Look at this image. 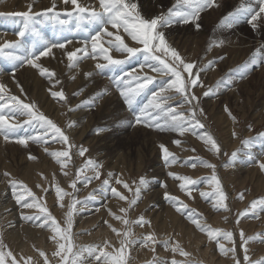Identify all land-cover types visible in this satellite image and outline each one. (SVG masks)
<instances>
[{
    "label": "snow or ice",
    "instance_id": "1",
    "mask_svg": "<svg viewBox=\"0 0 264 264\" xmlns=\"http://www.w3.org/2000/svg\"><path fill=\"white\" fill-rule=\"evenodd\" d=\"M62 3L71 5V8L58 11L56 2L53 0L50 7L39 12L32 10L33 4H28L25 11L0 13V19L16 20L19 18L20 20L21 26L15 32L18 38L4 40L0 43V59L12 65L11 76L22 95L24 89L16 80L15 71L17 68L27 66L37 70L41 77L50 82L48 92L51 98L68 105V97L55 70L42 63V58H55L54 49L61 50V55L66 60L69 70L78 69L82 61L90 59L95 62L94 68L99 73L114 72L117 68L123 69V66L133 57L142 55L143 62L138 66L139 71L133 69L125 72L124 75L112 78L120 97L132 112L135 123L143 124L159 132L177 134L178 138L171 141L177 147H182V138L191 134L202 142L206 151L211 153L215 159L220 160L227 157L222 166L235 165L239 150L230 154L225 152L215 136L204 130L206 126L201 119L204 115L201 97L217 96L222 90L231 89L236 82L246 79L252 71L264 69V0H238L234 9L220 19L217 25L219 31L231 30L241 23H246L252 32L262 37V40L259 46L253 48L244 62L223 74L214 84H206L202 79V74L215 70L218 63L227 57L217 54L214 58H208L207 53L223 47L225 40L214 35L207 44L205 55L196 60H189L168 43L164 29L174 24H184L199 31L202 27L201 14L207 10L219 8L218 0H175L167 11L149 18L141 15L135 0H96L95 5L82 3L81 0H62ZM45 19L55 22L60 28L74 27L78 31L87 30L92 25L98 28L95 34H91L88 39L81 42L80 47L70 49L68 45L73 43L72 40H43L39 25ZM29 34L42 41L40 47H37L35 42L29 47L24 46V39ZM126 37L134 43L130 45L126 42ZM61 62L63 63L64 60ZM145 69L148 71H144ZM84 76L91 78L93 72H85ZM157 76L166 77L165 84L158 91L152 92L147 103L137 110V98L149 90V86L154 84ZM72 79H75L74 75ZM57 86H59L58 90ZM197 89L202 90L199 95ZM82 92L83 89L73 95H80ZM107 92L108 89L98 92L90 100H85L75 107L68 105V112L95 104ZM177 97L179 101L172 103ZM224 110L235 123L236 117L227 105ZM19 117H25V119L20 120ZM25 125H38L39 131L35 135L17 136L18 130ZM74 126L75 123L71 121L67 124L68 128ZM97 131L100 132L102 129ZM260 135L264 136V133ZM232 136L236 138L238 133L233 130ZM0 137H3L5 141L15 137V142L24 148H28L30 143L43 145V151L59 166L60 174L64 177L69 176L68 166L76 156L84 158V164L75 169L74 176L68 184V187L72 189L71 192L60 185L56 180V174H53L47 187L43 184L35 186L40 189V194H38L25 182L13 177L11 173H3V176L7 178L12 197L21 210L34 208L39 210V214L35 216L21 211V218L26 221H35L37 227L51 232L50 239L55 245L52 258L56 260V264H87L89 258H94L98 264L100 261H103V264H131V252L137 248L153 253L152 259L146 261L145 264H201V262L190 259L192 253L184 248L180 240L174 237L160 240L152 230L151 221L145 215L141 214L136 219L130 218V212L137 206L142 191L147 185L143 177L138 183L133 182L135 187L116 177L112 172H107L106 178L101 179L105 176L102 171L103 164L86 157L88 149L74 144L65 129L40 111L34 101H27L26 98L11 94V89L3 82H0ZM250 143L251 139L241 141L242 146H248ZM52 144H60L62 147L60 150L50 151ZM158 147L168 167L180 165L195 169L199 165L210 170V176L202 178L210 186V191H202L196 187L200 183L199 179H193L189 175L174 171L167 173L178 183L179 190L185 194L187 199L194 200V193L198 192L202 199L211 203L215 212L231 213L230 195L217 174L218 165L216 163L199 156L181 160L164 143H160ZM191 151L196 152V149L192 148ZM28 159L38 158L29 152ZM254 159L251 154L248 155L249 161ZM256 163L260 171L264 172V160H258ZM40 175L42 179H47L43 173ZM95 180L101 181L99 186L94 188L84 200L78 199L76 197L79 191L78 184L87 187ZM116 185L132 192L133 198L129 199ZM162 187L167 189V184ZM53 189L56 204L61 209H66L62 222L47 206L46 196ZM109 194L111 198L127 204V207H119L118 212L113 211L107 205H101L112 221L122 225L118 228L108 219L103 221L117 237L118 246L105 240L102 245L78 247L74 243L73 232L76 215L87 210L89 201L97 200L98 196L100 199L108 198ZM66 197L67 202H65ZM164 197L178 214L184 216L196 230L204 234L207 241L214 244L219 253L230 259L232 264H264V257L253 259L250 255L251 243L264 244V232L249 236L242 228H239L242 219L249 215L259 219V212L264 211V196L252 199L243 211H238L230 230L212 227L204 219L202 213L191 208L185 200L167 190L164 192ZM237 199L244 201L245 192H240ZM101 207H97L96 211L99 212ZM224 220L228 222L227 215L224 216ZM135 227L148 230L137 235L134 232ZM158 244L170 253V259L160 258L157 253ZM37 252L42 258V264H52V259L45 251L37 249ZM177 256L182 259H177ZM31 261L32 257H17L0 237V264H31Z\"/></svg>",
    "mask_w": 264,
    "mask_h": 264
},
{
    "label": "rangeland",
    "instance_id": "2",
    "mask_svg": "<svg viewBox=\"0 0 264 264\" xmlns=\"http://www.w3.org/2000/svg\"><path fill=\"white\" fill-rule=\"evenodd\" d=\"M6 1H8L7 6L12 9L11 11L6 10L0 0V13L21 12V10H19L20 8H18L21 4L16 1ZM52 2L53 0H50L51 4ZM55 2L58 11H63L65 8L70 9L68 5H64V7L60 5L59 0H55ZM158 2L159 5H156L154 11L147 10V3H142L141 6V4L137 2L141 15L145 18L158 15L161 12L167 11V9L175 3V0H159ZM218 2L220 4L219 8L207 10L201 14L200 23L202 27L199 31L189 25L174 24L169 27L174 31V34L168 35L165 32L168 43L189 60H196L205 55L207 44L214 35L225 40L223 47L214 49L211 53H207L208 58H214L217 54L225 55L227 58L219 62L215 70H210L208 73L202 74V79H204L206 84H214L223 74L244 62L251 53V51L247 52V48L249 46L256 47L262 40L261 37H256L258 33L252 32L246 23H241L231 30L226 29L219 31L217 25L220 19L226 13L234 9L238 0H218ZM225 2L227 3L225 4ZM34 7L32 9L34 12L43 10H35ZM56 25L55 22L46 19L39 25V31L44 41H64L68 39L74 42H82L89 38L83 37L82 39L81 37H76L78 30L74 27H64L73 31L74 34L72 32L66 37L59 35L56 38L53 33H51V29ZM20 26L19 18L16 20L6 18L0 19L1 32L4 34H12L16 39L18 37L15 35V32ZM182 27H184V29H182ZM97 28L98 26L96 25L92 27L89 26L84 33L88 31L90 34H94ZM82 32L83 31H81V33ZM176 33L180 36H176ZM4 38L6 39L8 37H1L0 40L2 41H0V43L4 41ZM27 38L31 39L29 45H25L28 40ZM7 40L10 39L8 38ZM34 41H37V47L41 46L42 41L32 35L26 36L24 39V46L29 47L32 45L31 42ZM55 52H59V49L54 50V53ZM140 56L141 61L134 60L136 57H133L123 66V69L117 68L114 72L105 71L104 73L97 72L94 68L95 62H92L90 59L82 61L78 69L69 70L66 60L62 63L61 61H53L51 59L45 61V58H42L44 66L55 70L58 78L61 80L65 94L68 97V105L70 106L75 107L77 104H82L83 101L90 100L96 93L108 89L107 94L97 100L95 104L91 106H82L72 112H68V105L50 97L48 92L50 82L46 78L41 77L37 70H35L37 73L34 75L20 80V84H22V87L24 86L23 95L20 93L19 89L12 90L11 94L26 98L27 101H34L40 111L65 129L74 144L88 149L86 157L103 164L102 171L105 173V176H102L101 179L106 178L107 172H112L116 177L127 181L133 187L136 186L133 182L138 183L141 177L147 181V185L142 191L137 206L130 212L131 219H136L141 214L145 215V217L151 221L152 230L155 231L160 240L169 237L180 240L184 248L192 253L190 259L201 262V264H232L230 259L225 258L219 253L214 244L207 241L204 234L196 230L184 216H181L174 210V207L165 199L164 192L167 190L169 193L185 200L191 208L202 213L204 219L212 227L229 230L233 227L234 218L238 211H243L252 199L264 196V172L260 171L256 163L258 160H264V136L260 135V133H264V74L261 75V69L254 70L249 73L246 79L236 82L231 89H224L217 96L201 97V106L204 109V115L201 119L206 126L204 130L215 136L223 146L225 152L230 154L233 151L239 150L235 165L224 167L222 164L227 160V157H223L220 160L215 159L211 153L206 151L202 142L191 134H187L186 137L182 138V147H177L171 142L173 139L178 138L177 134L159 132L143 124L135 123L132 112L124 103L123 98L120 97L118 90L112 82V78L124 75L125 72L132 71L133 69L139 70L138 66L143 62V56ZM29 68L30 67L27 66L17 68L15 76L23 77L24 74H26L25 69L27 70ZM0 70L7 72V74L11 76L12 65L8 61L0 60ZM89 71L93 72V76L91 78H86L84 73ZM144 71L148 70L145 69ZM150 74L156 75L155 73ZM73 75L75 76L74 80L72 79ZM166 79V77L157 76L154 84L150 85L149 90L138 99L143 102L139 105L136 103L137 110L147 103L152 92L158 91L159 88L165 84ZM234 86H238L239 89L234 90ZM58 89L59 86H57V90ZM81 89H83L82 94L73 95V93L79 92ZM201 91V89H197V94L199 95ZM34 92L39 93L38 96H36ZM236 93L241 95V100L237 99L238 95H236ZM178 101L179 97L172 103H177ZM49 102L50 108L48 109L47 105ZM116 102H118V104H116ZM225 105H227L232 114L236 117L235 123L225 112ZM59 108L61 109L62 115L56 116ZM80 110L85 111L87 115H80L79 117L76 113ZM89 114L91 117L88 118ZM18 119L23 120L25 117H19ZM70 121L75 123V126L72 128L67 127ZM98 129H102V131L98 132ZM233 130L238 133L236 138L232 136ZM38 131V125H25L18 130L17 136L35 135ZM15 139V137L10 139V141H13L15 144L12 150L9 149V140L8 142L5 141L3 137L2 140L0 139L3 145L7 143L5 151L3 152V157H0V237L3 238L5 244L17 255V257H32L31 264H42V258L39 257L37 249L45 251L49 258L52 259V264H56V260L52 258L55 245L50 239L52 235L51 232L37 227V222L35 221H26L21 218V211L25 214L35 216L39 214V210L35 208L21 210L20 206L15 203V212L12 213L8 212V207H5V200L9 199L11 202H15V200L12 197L11 189L8 187L7 178L3 176V173H11L13 177L25 182L38 194H40V189L35 186L37 184H43L47 187L49 181L52 180L53 174H56V180L59 181L60 185L71 192L72 189L68 187V184L74 176L75 169L84 164V158L76 156L68 166L67 171L69 172V176L64 177L60 174L59 166L43 151V145L30 143L28 148H24L17 144ZM246 139H251L250 145L242 146L241 141ZM106 140H109L111 145L108 143L106 147ZM160 143H164L168 146L171 151L181 158V160L199 156L216 163L218 165L217 174L225 190L230 195L231 213L215 212L212 209L211 203L202 199L198 192L194 193V200L187 199L185 194L179 190L178 183L169 177L167 173L169 171H174L179 174L189 175L193 179H199L200 183H198L196 187L202 191H210V186L202 179L210 176V170L199 165L195 169L180 165L171 167L166 166L163 160V154L158 147ZM2 144H0V146ZM61 147L60 144H52L50 151L60 150ZM192 148H195L196 152H192ZM73 151H76V149H73ZM29 152L38 159H28ZM249 154L255 158L253 161L248 160ZM35 163H40L39 165L43 166L41 168L36 167L35 169H24L27 165ZM8 164L12 166V169L7 167ZM41 173H43L47 179H42ZM100 182V180H95L87 187L78 184L79 191L76 193V197L80 200H84L94 188L99 186ZM164 184H167V189L162 187ZM168 184H170V187H168ZM116 186L124 192L129 199L133 198L132 192L123 189L122 186ZM240 192H245L246 194V199L244 201H239L237 199ZM46 201L50 211L62 222L66 209H61L56 204L54 189L47 194ZM67 201L68 198L66 197L65 202ZM2 204L4 206H2ZM101 205L110 206L113 211L116 212H118L121 206L127 207V204L124 202L111 198L110 194L108 198L100 199L98 196L97 200L89 201L87 210L80 212L75 217L73 227L74 243L78 247L102 245L105 240L111 241L118 246L117 237L103 221L108 219L118 228L122 227V225L112 221L111 218L108 217L106 211H103L104 209ZM97 207H101L99 212L96 211ZM15 214H17V216H15ZM173 215L176 216V219H173ZM225 215L228 216L227 223L224 220ZM162 217L164 220L166 218L168 221L167 224L171 226L166 227V224H161L160 219ZM89 224L92 225L89 226ZM239 228H242L246 235L249 236L264 232V211L259 212V219L251 215L243 218ZM13 229L15 230V237H13L11 233ZM147 230L146 228H134V232L137 235ZM107 250L110 251V249ZM157 253L162 259L171 258L170 253L166 252L160 244L157 245ZM250 255H252L253 259L264 257V244L258 242L251 243ZM152 256L153 253L150 251L137 248L131 252V264H145L146 261L152 259ZM177 259L182 258L177 256ZM87 264H98V262L94 258H89ZM99 264H103V261H100Z\"/></svg>",
    "mask_w": 264,
    "mask_h": 264
},
{
    "label": "bare ground",
    "instance_id": "3",
    "mask_svg": "<svg viewBox=\"0 0 264 264\" xmlns=\"http://www.w3.org/2000/svg\"><path fill=\"white\" fill-rule=\"evenodd\" d=\"M10 1V0H9ZM11 1H16V2H18L19 4H21V6L20 7H18V8H20L19 10H27V5L26 4H33V7H34V9L35 10H38V9H45V8H48L49 6H50V0H40V1H37V0H11ZM159 0H135V2H139L140 4H141V6H142V3H147V5H148V7H147V10H152V11H154V9L156 8V5H159L158 2ZM81 2H83V3H85V4H88V3H92L93 5H95V3H96V0H81ZM59 3H60V5H63V7H64V4L62 3V0H59ZM227 2H225V4H226ZM1 4L4 6V8L6 9V10H8V11H11V9L12 8H10L9 6H7V4H8V1H6V0H1ZM52 5V4H51ZM67 6V5H66ZM70 8H71V5H68ZM8 8H10V9H8ZM14 9V8H13ZM58 9V8H57ZM2 21V20H1ZM92 26H94V25H92ZM50 28V27H49ZM109 28H110V26H109ZM182 29H184V27H182ZM110 30H112L111 28H110ZM2 30L0 29V39H1V37H8L10 40H16V38H15V36L14 35H12V34H4V33H2L1 32ZM85 31V30H84ZM114 31V30H113ZM164 31L168 34V35H172V34H174V31H172V29L171 28H166V29H164ZM51 32V31H50ZM52 33V32H51ZM89 35H91L90 34V32H86V36H89ZM176 36H180L178 33H176ZM72 37V36H71ZM256 37H258V38H260L261 36L258 34V36H256ZM8 38H4V40H7ZM83 39V38H82ZM261 39H262V37H261ZM0 41H2V40H0ZM252 41H254V40H252ZM73 43L72 44H70V45H68V47L70 48V49H72V48H75V47H80L81 46V41H72ZM126 42H128L129 44H133L134 42H132L131 40H130V38H127L126 37ZM256 46H259V45H256ZM253 48L254 47H251V46H249L248 48H247V52H250V51H252L253 50ZM54 50H56V49H54ZM53 50V51H54ZM117 55H119V54H117ZM49 59H51V60H53V61H62V60H65L64 59V57H62V55H61V50H59V52H55V58H47V57H45V61H49ZM134 60H139V61H141V56H139V57H136ZM92 62H94V61H92ZM142 63V62H141ZM137 71H139V70H137ZM25 72H26V74H24V76L23 77H18V76H15V78H16V80H18L19 81V83H20V80H22V79H26L28 76H31V75H34L35 73H37V71H35L34 69H32V68H29V69H25ZM262 74H264V69H261V75ZM0 79H1V82H3V83H5L6 85H8V88L9 89H11V91L12 90H18L19 88L17 87V85H16V83L13 81V78H12V76H9V74H7V72H4V71H1L0 70ZM20 85H22V84H20ZM24 87V86H23ZM239 89V87L238 86H234V90H238ZM263 90V89H262ZM15 92V91H14ZM34 94L36 95V96H38V94L39 93H36V92H34ZM144 95V94H143ZM236 95H238L237 93H236ZM141 97V96H140ZM140 97H138L137 98V101H136V103H137V105H139V104H141L143 101L142 100H138ZM237 99H239V100H241V95H238L237 96ZM116 104H118V102H116ZM47 108L49 109L50 108V102L48 103V105H47ZM79 117H80V115H83V116H86L87 114H85V111H82V110H80V111H78L77 113H76ZM61 116L62 114H61V109L59 108L58 110H57V113H56V116ZM89 117H91V115L89 114L88 115V118ZM0 139L2 140V137H0ZM10 141V140H9ZM8 142V141H7ZM12 142V143H11ZM108 143H110L109 145H111V142L109 141V140H106V143H105V146L107 147V145H108ZM0 144H2V141H0ZM4 144H5V142H4ZM7 144V143H6ZM6 144L5 145H1L0 146V157H3V152L5 151V146H6ZM9 145H10V150H12V148L15 146V144H14V142L13 141H10L9 143H8ZM12 144H14V145H12ZM12 145V146H11ZM160 162V161H159ZM40 163H35V164H29V165H27L24 169H26V168H36V167H38V168H41L43 165H39ZM7 167H10L11 169H12V166L10 165V164H8L7 165ZM168 187H170V184H168ZM108 203V202H107ZM106 203V204H107ZM14 204H15V202H11L9 199L8 200H5L4 201V205H5V207L7 208H9V211L8 212H12V213H14L15 212V210H14ZM3 204H2V206H4ZM110 207V206H109ZM114 207V206H113ZM104 209V208H103ZM103 211H105V209L103 210ZM15 216H17V214H15ZM13 217H14V214H13ZM88 217V216H87ZM173 217V219H176V216L175 215H173L172 216ZM94 218V217H93ZM92 219V218H91ZM161 220V224L163 223V224H166V227H169V226H171V225H169V224H167V219L165 218V220L163 219V217L160 219ZM95 221V220H94ZM28 225V224H27ZM90 225H92V224H89V226ZM14 226V225H13ZM29 226V225H28ZM30 228V227H29ZM14 229H15V227H14ZM12 230V236L13 237H15V234H14V232H15V230ZM24 229H25V227H24ZM31 229V228H30ZM26 230V229H25ZM98 230V229H97ZM102 230V229H101ZM29 231V230H28ZM33 231V230H32ZM31 231V232H32ZM108 231V230H107ZM43 232V231H42ZM97 232V231H96ZM27 233V232H26ZM97 234V233H96ZM100 234H101V232H100ZM103 234V233H102ZM37 235V234H36ZM42 235V234H41ZM105 235V234H104ZM34 237V236H33ZM43 237V236H42ZM36 239V238H35ZM22 241V240H21ZM43 241V240H42ZM29 245V244H28ZM24 246V245H23ZM31 249V248H30ZM27 250V249H26ZM206 250V249H205ZM207 251H208V248H207ZM222 262V261H221ZM223 264V263H222Z\"/></svg>",
    "mask_w": 264,
    "mask_h": 264
}]
</instances>
